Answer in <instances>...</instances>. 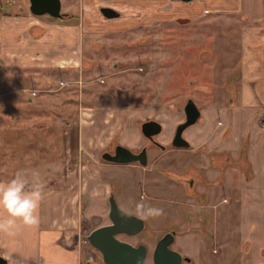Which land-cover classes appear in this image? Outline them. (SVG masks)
Returning a JSON list of instances; mask_svg holds the SVG:
<instances>
[{"label":"rangeland","instance_id":"rangeland-1","mask_svg":"<svg viewBox=\"0 0 264 264\" xmlns=\"http://www.w3.org/2000/svg\"><path fill=\"white\" fill-rule=\"evenodd\" d=\"M60 1V10L74 19L55 18L56 32L34 38L25 20L45 22L46 16L30 15L28 0H1L3 13L11 7L18 10V4L26 13L20 21L19 14L7 13L2 17L6 25L1 23L26 49L8 52L19 63L7 58L0 64V181L22 175L30 185L57 184L60 167L79 143L100 154L113 144L133 141L132 127L155 118L162 126L157 139L165 148L148 145V164L142 167L146 170L113 163L121 166L110 167L112 178L99 177L108 179L109 195L121 209H133V202L143 196L164 213L143 220L145 227L138 233L116 237L146 244L144 264H153L155 242L170 229L176 232L173 248L191 259L181 264H240L238 255L249 249L250 241L240 242L238 211L230 208L232 218L226 214L229 222L233 219L231 226L222 221V209L229 204L217 202L224 200L223 190L216 189L208 206L194 216L197 202L190 198L198 196L176 182L171 172H191L195 185L204 178L195 162L210 159L220 171L210 183L219 188L225 171L243 169L238 161L243 136L249 138L252 132L254 149L264 133L263 128L255 134L264 127V21L248 22L244 13L212 11L208 3L193 0ZM104 5L119 16L104 17L99 11ZM187 97L193 98L200 117L182 132L189 146L176 147L169 139L175 124L184 119ZM91 107L109 111L90 118ZM241 109L252 112L250 133L245 132L247 116ZM245 156L250 165L242 161L245 174L253 176L250 154L246 151ZM97 160L105 161L100 156ZM51 176L52 182L47 179ZM107 210V199L82 197L83 228L94 226V213L104 214L101 222L108 223ZM203 215L205 223L196 219Z\"/></svg>","mask_w":264,"mask_h":264},{"label":"crops","instance_id":"crops-1","mask_svg":"<svg viewBox=\"0 0 264 264\" xmlns=\"http://www.w3.org/2000/svg\"><path fill=\"white\" fill-rule=\"evenodd\" d=\"M193 2L208 3L212 11L230 10L235 13H244L248 17V22L264 21V0H193ZM7 10L4 13L2 12L0 0V64L6 63L9 60L7 58H12L7 56L9 51L19 52L23 51L24 48L26 49V44L19 41L20 38L18 39L17 34L12 29H4L5 26H1V23L6 25L2 17L7 18V13H10L11 16L19 14L18 21L23 19L21 15L24 14L9 12V9ZM25 21L27 24H30L27 26V33L35 35L34 38L44 36L49 31L56 32V24L53 21H47L52 24H44L46 20L45 22H38L35 18ZM54 46L58 45H53L52 47ZM52 47L48 48L50 49ZM39 48V50H45L42 46H39ZM31 49L35 50L34 46ZM18 60L13 59L14 62L19 63ZM80 108L82 109V107ZM107 108L91 107L90 112L92 114L89 115L90 118L95 112L103 113L109 111ZM241 112L247 116L244 128L245 132L249 129L250 131L248 130V133H250L253 129L249 126L252 112L246 110L245 113L243 109H241ZM101 117L103 116L101 115ZM122 127L124 128V126ZM132 128L133 133L131 135L132 137L135 136L134 140L120 143L131 147V149H138L144 142V138L135 125ZM263 128L261 126L259 129H256L255 134L261 133ZM252 140L251 132L247 141L246 151L250 154L248 158L253 170V176L251 175L250 178L246 179L245 173L241 169L235 171L232 169L227 170L223 175V181L220 187L215 188L212 187L210 180L217 176L220 171L214 165L210 164V159H201L200 162L197 160L195 163L198 164V167H201L200 170H202L204 178L201 177L199 183H196L193 188V195L198 196V198H190L197 202L194 203L197 208L193 212L195 216L197 211L202 212V208L205 209L208 206L216 189L223 190L222 195H225L226 198L224 203L228 202L229 204L222 209L224 216V220L222 221L226 225L231 226L233 219L229 222L226 214L229 213L232 218L230 208L238 211L239 219L238 224L235 226L238 227L240 232V242H244L245 244L246 239L250 241L249 249L241 251L238 255L240 264H264V229L262 228L264 226V160H261L264 156L261 153L262 148H264V133L262 132L260 139L258 140L257 138L255 141L254 149L250 145ZM237 149L238 146L232 149L234 151L232 158H236L238 153ZM90 155H92L94 161L89 158ZM99 155L97 152L88 150L79 143L78 147L71 150L67 159L60 167L62 171L60 176L61 180L55 181L57 184L54 185L45 186L41 184L43 199L40 204V224L38 228L20 226L13 237L0 234V254L7 259L6 264H82L89 257L95 261H100L98 251L84 240L86 233L91 228L88 231L86 227L83 228L79 212V202L81 203L82 197H87L91 200L98 197L100 201L105 202L109 195L111 185L107 182L108 179L103 180L99 175H106L107 178H112L110 167L121 165H114L113 162L108 161H98L97 158H99ZM69 162L73 163L70 165ZM77 163H79L78 167H76ZM123 164H126L124 166L141 167L135 162ZM141 169L146 170L142 167ZM47 179L51 182L54 181L52 176L47 177ZM154 181H156L155 178L153 179ZM119 184H121L119 185L121 188L122 183L120 181ZM171 187L178 188L175 185ZM221 199L217 201L218 204L223 203ZM258 210L260 211L258 212ZM211 215H213V212ZM94 216L99 217L95 221L96 224L94 223V226L105 223L101 222L104 214L94 213L91 217ZM250 217L254 218V220H251Z\"/></svg>","mask_w":264,"mask_h":264},{"label":"water","instance_id":"water-1","mask_svg":"<svg viewBox=\"0 0 264 264\" xmlns=\"http://www.w3.org/2000/svg\"><path fill=\"white\" fill-rule=\"evenodd\" d=\"M28 9L35 15L46 13L52 17H59L64 14L60 12V0H29ZM99 11L108 18L119 16V11L107 5L100 6ZM183 112L184 119L176 124L171 139V144L176 147L189 146L190 143L182 135V132L187 126L195 123L200 116V110L192 97H187L183 105ZM140 131L144 137L153 139V135L160 131V123L154 119L145 120L140 124ZM100 156L103 160L113 163L136 161L142 166L147 164L146 145L135 152L117 143L112 153L105 150L100 153ZM107 201L109 222L97 224L86 233L85 238L89 245L99 252L103 264H143L147 255V246L142 242L132 244L119 239L116 235L118 233L136 234L144 229V221L135 216L123 214L112 194L108 196ZM94 217L99 219L98 216ZM173 233V231H165L156 240L151 254L153 264H181V254L169 247L174 239ZM183 259L190 260L186 256ZM6 263L7 259L0 254V264Z\"/></svg>","mask_w":264,"mask_h":264},{"label":"clouds","instance_id":"clouds-1","mask_svg":"<svg viewBox=\"0 0 264 264\" xmlns=\"http://www.w3.org/2000/svg\"><path fill=\"white\" fill-rule=\"evenodd\" d=\"M43 199L42 185L29 184L22 175L0 181V234L13 237L20 226L38 228L40 224V204ZM145 197L134 201V208H122V213L148 220L163 215L160 207L145 202Z\"/></svg>","mask_w":264,"mask_h":264},{"label":"flooded vegetation","instance_id":"flooded-vegetation-1","mask_svg":"<svg viewBox=\"0 0 264 264\" xmlns=\"http://www.w3.org/2000/svg\"><path fill=\"white\" fill-rule=\"evenodd\" d=\"M28 5H29V0H28ZM12 8V7H11ZM11 8H8L9 9V12H16V13H23V14H25L26 15V13H24V10L22 11L21 10V5L20 4H18V7H17V9L18 10H15V11H13V9H11ZM60 8H61V1H60ZM28 12H29V14L30 15H35V14H32L30 11H29V9H28ZM60 12L61 13H64L63 15H61V16H59V17H53L52 18V16L50 17V15H48V14H41V15H44V16H46V17H44V20H46V22L48 21H50V22H52L53 21V19H55V18H60V19H63V20H73L74 19V16H72L70 13H67V12H64V11H61L60 10ZM102 14V13H101ZM41 15H37V16H41ZM105 17V16H104ZM51 18V19H50ZM106 18H108V17H106ZM109 18H111V17H109ZM193 99V98H192ZM196 104V103H195ZM200 110V109H199ZM200 117V116H199ZM150 119H154V120H156L155 118H148V119H145V120H150ZM145 120H141L140 122H139V131H140V124L143 122V121H145ZM198 120V119H197ZM157 121V120H156ZM180 121H182V119L180 120ZM179 121V122H180ZM159 122V121H158ZM160 123V122H159ZM178 123V122H177ZM176 123V124H177ZM176 124H175V126H176ZM174 129H175V127H174ZM160 131H162V126H161V124H160ZM159 131V132H160ZM184 131V130H183ZM158 132V133H159ZM140 133H141V131H140ZM158 133L157 134H154L153 135V139H151V138H146V137H144L143 135H142V133H141V135L143 136V138H144V142L142 143V145H140L139 147H138V149H131L132 151H138V150H140V148L142 147V146H144V145H146V154H147V164H148V145L149 144H153V145H155V146H157L158 148H160V149H164L165 148V146H164V144H162V143H160L159 142V140L157 139V136H158ZM173 133H174V131H173ZM171 138L169 139V143H170V141H171V139H172V135L170 136ZM146 138V139H145ZM114 146H115V144H113V145H111V148L109 149V150H107V151H109L110 153H112L113 152V148H114ZM162 146V147H161ZM106 149H104L103 151H105ZM133 162H135V163H137L136 161H133ZM210 162H211V160H210ZM140 165V164H139ZM141 167H145V166H142V165H140ZM161 169H162V167H161ZM189 172V171H188ZM243 172V171H242ZM191 172H189V173H187V175H181L182 173H179V172H176V173H174V172H171V174H172V176H174L175 178V180H176V182H179V183H182L185 187H187V189H193L194 188V185L192 184V176H188L189 174H190ZM191 175V174H190ZM191 194V193H190ZM224 201H226V198H224V200L222 201V202H224ZM216 205V204H215ZM204 213H206L207 214V212H205L204 211ZM198 220L199 219H203V221H204V223L206 222V217L204 216V217H199V218H197ZM168 231H173L174 233V239H173V241L169 244V247L170 248H172V249H174L173 248V246H172V244H174L175 243V237H176V232H175V230H168ZM118 234H124V233H118ZM163 234V233H162ZM161 234V235H162ZM124 235H126V234H124ZM134 235V234H133ZM160 235V236H161ZM159 236V237H160ZM137 243H140V242H137ZM137 243H135V244H137ZM143 243V242H142ZM133 244V243H132ZM146 245V244H145ZM175 250V249H174ZM177 251V250H176ZM181 254V257H182V259H181V262H183V261H186L185 259H183V257L185 256V254H182V253H180ZM186 257H188V256H186ZM190 258V257H189ZM145 259H146V257H145ZM191 260V259H190ZM190 260H188L187 262L189 263L190 262ZM145 261V260H144ZM144 264V263H143Z\"/></svg>","mask_w":264,"mask_h":264},{"label":"trees","instance_id":"trees-1","mask_svg":"<svg viewBox=\"0 0 264 264\" xmlns=\"http://www.w3.org/2000/svg\"><path fill=\"white\" fill-rule=\"evenodd\" d=\"M51 17V16H50ZM53 18V17H52ZM230 97H231V99H232V95H230ZM229 102H230V100H229ZM247 141H248V137H247V134H245L244 136H243V140L241 141V143H240V150H239V157H238V161H239V163L241 164V166H242V170L244 171V173H245V170L246 169H244V167H243V165H242V161H246V163H247V165L250 167V165H249V162H248V160L246 159V156H245V154H246V144H247ZM100 156V155H99ZM101 157V156H100ZM248 172H249V170H247ZM250 174L249 175H247V174H245V178L246 179H248V178H250ZM96 219H97V217H95Z\"/></svg>","mask_w":264,"mask_h":264},{"label":"built area","instance_id":"built-area-1","mask_svg":"<svg viewBox=\"0 0 264 264\" xmlns=\"http://www.w3.org/2000/svg\"><path fill=\"white\" fill-rule=\"evenodd\" d=\"M84 240L88 243V241H87L86 238H85ZM82 264H103V263L100 262V261H95V260H93L92 258L89 257L88 260L85 261V262L82 263Z\"/></svg>","mask_w":264,"mask_h":264}]
</instances>
